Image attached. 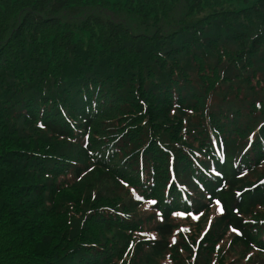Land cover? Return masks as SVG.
Segmentation results:
<instances>
[{"label":"trees","instance_id":"1","mask_svg":"<svg viewBox=\"0 0 264 264\" xmlns=\"http://www.w3.org/2000/svg\"><path fill=\"white\" fill-rule=\"evenodd\" d=\"M106 4L0 0V264H264V0Z\"/></svg>","mask_w":264,"mask_h":264},{"label":"rangeland","instance_id":"2","mask_svg":"<svg viewBox=\"0 0 264 264\" xmlns=\"http://www.w3.org/2000/svg\"><path fill=\"white\" fill-rule=\"evenodd\" d=\"M115 1H117V2H120V3H123L124 2V0H108V5L106 4V7L108 8L109 6H110V4L113 2V3H115ZM98 178V175H94L91 179H90V182L91 181H94V180H96Z\"/></svg>","mask_w":264,"mask_h":264},{"label":"snow or ice","instance_id":"3","mask_svg":"<svg viewBox=\"0 0 264 264\" xmlns=\"http://www.w3.org/2000/svg\"><path fill=\"white\" fill-rule=\"evenodd\" d=\"M139 198L140 197H138V199ZM150 203L154 205V204H156V201L152 200V201H150ZM189 214H191V213H189ZM157 215H159V213H157ZM173 215L180 216V215H182V213L181 212H173Z\"/></svg>","mask_w":264,"mask_h":264}]
</instances>
